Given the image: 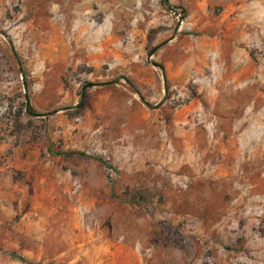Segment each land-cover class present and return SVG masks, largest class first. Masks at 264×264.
I'll return each instance as SVG.
<instances>
[{
	"label": "rangeland",
	"instance_id": "rangeland-1",
	"mask_svg": "<svg viewBox=\"0 0 264 264\" xmlns=\"http://www.w3.org/2000/svg\"><path fill=\"white\" fill-rule=\"evenodd\" d=\"M0 264H264V0H0Z\"/></svg>",
	"mask_w": 264,
	"mask_h": 264
},
{
	"label": "crops",
	"instance_id": "crops-1",
	"mask_svg": "<svg viewBox=\"0 0 264 264\" xmlns=\"http://www.w3.org/2000/svg\"><path fill=\"white\" fill-rule=\"evenodd\" d=\"M199 114L201 116H199ZM197 112H192L191 116L187 117V124L188 128H191L192 130L190 131L188 139H185V144H184V149H185V159L187 160L189 164L194 169H202L204 167L205 161H204V155L207 152V144L206 142L201 139L200 134L205 133L206 136H213L210 139L213 140V143H211L212 147L218 146L217 150H222L223 143L219 142L220 138L216 139L214 136V133L212 131H207L206 128L208 125H211L210 122L212 123V126L215 122L214 117H218L214 111H207L203 110V113ZM246 140L243 143L244 150L246 153L252 152L255 147L253 148L252 144L254 142V133L252 131H246ZM215 142H219L218 145H216ZM227 147L224 148L226 150V153H231L235 154L236 148H235V139L232 137H229L228 140H226ZM220 147V148H219Z\"/></svg>",
	"mask_w": 264,
	"mask_h": 264
},
{
	"label": "trees",
	"instance_id": "trees-1",
	"mask_svg": "<svg viewBox=\"0 0 264 264\" xmlns=\"http://www.w3.org/2000/svg\"><path fill=\"white\" fill-rule=\"evenodd\" d=\"M165 1L167 2L168 0H165ZM81 102H82V101H81ZM28 106H30L29 103H28ZM31 112H32V110H31Z\"/></svg>",
	"mask_w": 264,
	"mask_h": 264
}]
</instances>
